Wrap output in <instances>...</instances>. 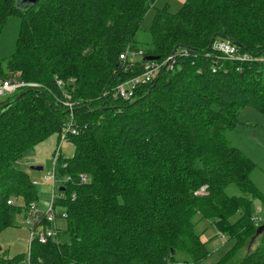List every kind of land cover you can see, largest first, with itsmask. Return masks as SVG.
Segmentation results:
<instances>
[{
    "label": "trees",
    "instance_id": "obj_1",
    "mask_svg": "<svg viewBox=\"0 0 264 264\" xmlns=\"http://www.w3.org/2000/svg\"><path fill=\"white\" fill-rule=\"evenodd\" d=\"M155 2L40 0L19 8L17 0H0V37L8 18L21 20L15 53L0 59V79L41 85L0 102V233L38 200L18 160L57 135V177L70 178L55 195L64 210H55L57 243H33L32 263L178 264L180 253L182 263L202 264L209 257L202 237L212 228L231 243L215 264H264L256 165L226 139L245 108L264 117V61L230 62L213 51L222 40L264 59V0H187L177 13L157 10L141 37ZM177 48L190 57L137 88L132 100L119 97L117 87L144 63L125 71L122 53L165 60ZM70 125L77 134L64 141L75 147L73 158L61 146ZM230 186L243 195H228ZM27 258L2 251L0 264Z\"/></svg>",
    "mask_w": 264,
    "mask_h": 264
},
{
    "label": "rangeland",
    "instance_id": "obj_2",
    "mask_svg": "<svg viewBox=\"0 0 264 264\" xmlns=\"http://www.w3.org/2000/svg\"><path fill=\"white\" fill-rule=\"evenodd\" d=\"M164 8H166L165 0H156L155 4L150 8L141 23V37H143L144 35L147 36L148 32L150 31L157 10H162ZM179 10L180 7H171L170 12L177 13ZM20 21L21 20L19 17H10L6 21L0 37V59L2 60L9 59L16 51L17 40L20 31ZM145 41L146 39L144 40V42ZM142 60L143 59H141L140 57L135 58V61L137 63H140ZM7 97H5V99ZM239 121L240 123L238 124L236 129L228 130L226 132V139L229 145L240 150L256 165L251 179L255 187L262 194L263 198L254 201L253 209L255 215L264 219V117L254 109L245 108L239 117ZM56 140H58V136L48 139L47 141L40 144L36 150H34L33 152H29L15 164L16 168L29 175L32 181H37L36 189L38 200L36 206L38 207L39 211L42 212H44L50 206L52 201V186L44 182L43 179L51 171L53 161H51V158L48 159L50 155L47 152H44L45 154H41L42 158H39V155H36V152H39V150L43 149L44 147H49V145L54 143V141ZM61 146L62 154L64 155V157H74L76 149L70 142L64 141ZM55 151L52 155V158L55 154ZM33 166L43 167V171H34L32 169ZM58 188L59 185L57 184V189ZM58 193L59 192L57 190L56 196H58ZM226 193L230 196L243 195V193L240 192L235 186L228 187L226 189ZM19 204H21V202H19ZM55 210L57 211L58 215H63L64 210L60 206L55 207ZM24 217L25 213L19 215L18 217H16L15 227L6 229L0 233V253L2 251H6V253H8L10 257H14L20 254H24L27 257L28 253L31 252L29 251L30 232L27 226L24 225ZM63 239L65 241H68L69 237L64 236ZM207 248L209 250V257L202 264H215L231 248V243H226L220 236H217L211 243L207 245ZM253 248L254 246H252V249ZM247 252V250L240 252L234 259V262L243 259L247 255ZM177 259L179 261L178 264H184L182 263L184 254H177ZM25 264H28L27 261ZM30 264L35 263L30 262Z\"/></svg>",
    "mask_w": 264,
    "mask_h": 264
},
{
    "label": "built area",
    "instance_id": "obj_3",
    "mask_svg": "<svg viewBox=\"0 0 264 264\" xmlns=\"http://www.w3.org/2000/svg\"><path fill=\"white\" fill-rule=\"evenodd\" d=\"M213 51L217 52L216 59H224L230 62H252L253 60H260L264 61V59H257L253 58L250 55H241L239 52V49L236 47V45H232L227 41L222 40H216L213 43ZM136 57H140L143 59L144 62V54L142 51L135 52L127 50L126 52L122 53L119 56V62L122 66V68L125 71H128L131 67L137 63L135 61ZM182 57H190L189 50L187 48H177L173 51V53L165 60H158V61H152V62H144L142 67V73L119 85L117 87V94L119 97L123 98L124 100H132L135 91L137 88L150 84L154 82L157 77L163 73L164 71H170L174 68V66L177 64L178 60ZM208 57H211V55L208 54ZM213 71H216V68H213ZM58 85L61 88H64L65 83L63 81H58ZM69 83L74 84L75 79H71ZM41 85L37 83H25L17 78H10V79H0V102L2 98H5L7 96L14 95L15 93L19 92L20 90H24L27 88H40ZM68 102H65V106L69 108L70 111L73 112V103L69 101L70 96L68 94H65ZM67 134L75 135L77 134V131L73 129V126L70 125L67 127L66 132L62 134V141L66 139ZM60 147L59 145L56 148L55 154L52 158L53 166L51 171L48 173L47 176L44 177V182L50 183L52 186L53 196L50 206L44 211H39L38 207L35 203H32L28 207V213L27 216L24 217V225L27 226L30 232V238H29V251H31V246L33 243H39L42 245H45L49 242L57 243V236L58 232L56 231V211H55V195L57 191V184L60 185L61 182H69L70 178L65 177L61 180L57 177V162L60 157ZM82 182L86 183L87 178L82 176L81 178ZM33 184H37V181H34ZM199 194L205 195L206 194V188H202L201 192ZM59 196V193H58ZM75 197V196H73ZM9 204H13V202H9ZM254 221L259 223L261 222V219L254 218ZM47 222V224H46ZM45 223V224H44ZM223 241L226 240L224 236H221ZM30 252L28 253L27 263L30 264Z\"/></svg>",
    "mask_w": 264,
    "mask_h": 264
},
{
    "label": "crops",
    "instance_id": "obj_4",
    "mask_svg": "<svg viewBox=\"0 0 264 264\" xmlns=\"http://www.w3.org/2000/svg\"><path fill=\"white\" fill-rule=\"evenodd\" d=\"M186 1L187 0H165L166 8H168L169 11H171V7H176V8L180 7L181 8ZM55 136H57V135H55ZM55 136H53V137H55ZM53 137H51V138H53ZM57 145H58V140H56V141H54V143L50 144L49 147H44L43 149H40L39 152H36V155L38 154L39 155L38 157L42 158L41 154H45L44 152H47L50 155V157L48 159L51 158V161H52V155H53L55 149L57 148ZM38 147H39V145L34 150H36ZM35 165H39V164H35ZM33 167H35V166H33ZM38 167H40V166H38ZM42 169H43V167H42ZM39 172H41V171H39ZM254 218L261 219V222H264V219L258 217L257 215H255ZM216 237H217V233L215 232L214 229L211 228L206 234L203 235L202 240H203V242H206L208 245Z\"/></svg>",
    "mask_w": 264,
    "mask_h": 264
},
{
    "label": "water",
    "instance_id": "obj_5",
    "mask_svg": "<svg viewBox=\"0 0 264 264\" xmlns=\"http://www.w3.org/2000/svg\"><path fill=\"white\" fill-rule=\"evenodd\" d=\"M40 0H17V6L20 7H24V6H32V5H36ZM159 57H153V56H148L144 58V62H152V61H158ZM32 169L34 171H42V167H32ZM62 189H60L61 191ZM264 230V226L261 227V229H259L258 231V235L262 233V231ZM1 251V248H0ZM172 254H173V250H171Z\"/></svg>",
    "mask_w": 264,
    "mask_h": 264
}]
</instances>
